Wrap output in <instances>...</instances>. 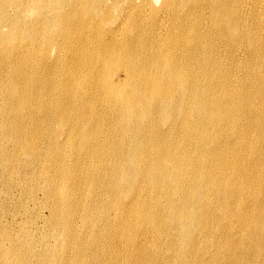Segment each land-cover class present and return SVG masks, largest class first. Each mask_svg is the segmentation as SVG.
Wrapping results in <instances>:
<instances>
[{
    "label": "bare ground",
    "instance_id": "1",
    "mask_svg": "<svg viewBox=\"0 0 264 264\" xmlns=\"http://www.w3.org/2000/svg\"><path fill=\"white\" fill-rule=\"evenodd\" d=\"M0 264H264V0H0Z\"/></svg>",
    "mask_w": 264,
    "mask_h": 264
},
{
    "label": "rangeland",
    "instance_id": "2",
    "mask_svg": "<svg viewBox=\"0 0 264 264\" xmlns=\"http://www.w3.org/2000/svg\"><path fill=\"white\" fill-rule=\"evenodd\" d=\"M37 223H38V221H37ZM39 225H41V223H38Z\"/></svg>",
    "mask_w": 264,
    "mask_h": 264
}]
</instances>
